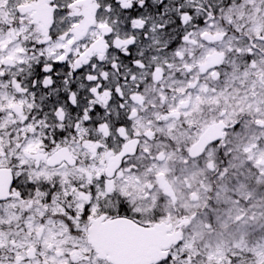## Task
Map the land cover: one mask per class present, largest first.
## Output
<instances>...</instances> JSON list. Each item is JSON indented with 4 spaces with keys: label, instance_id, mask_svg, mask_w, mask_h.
I'll use <instances>...</instances> for the list:
<instances>
[{
    "label": "snow or ice",
    "instance_id": "snow-or-ice-1",
    "mask_svg": "<svg viewBox=\"0 0 264 264\" xmlns=\"http://www.w3.org/2000/svg\"><path fill=\"white\" fill-rule=\"evenodd\" d=\"M0 264H264V0H0Z\"/></svg>",
    "mask_w": 264,
    "mask_h": 264
}]
</instances>
